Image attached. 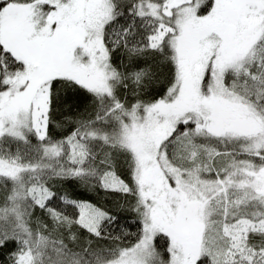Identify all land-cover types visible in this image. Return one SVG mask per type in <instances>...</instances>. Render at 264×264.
Returning a JSON list of instances; mask_svg holds the SVG:
<instances>
[{
	"label": "snow or ice",
	"instance_id": "obj_1",
	"mask_svg": "<svg viewBox=\"0 0 264 264\" xmlns=\"http://www.w3.org/2000/svg\"><path fill=\"white\" fill-rule=\"evenodd\" d=\"M0 264H264V0H0Z\"/></svg>",
	"mask_w": 264,
	"mask_h": 264
}]
</instances>
